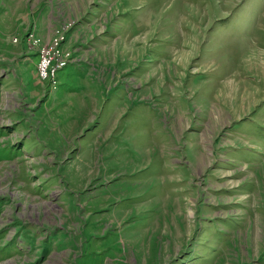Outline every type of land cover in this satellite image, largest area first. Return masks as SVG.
I'll return each mask as SVG.
<instances>
[{"label":"rangeland","instance_id":"1","mask_svg":"<svg viewBox=\"0 0 264 264\" xmlns=\"http://www.w3.org/2000/svg\"><path fill=\"white\" fill-rule=\"evenodd\" d=\"M0 264H264V0H0Z\"/></svg>","mask_w":264,"mask_h":264},{"label":"built area","instance_id":"2","mask_svg":"<svg viewBox=\"0 0 264 264\" xmlns=\"http://www.w3.org/2000/svg\"><path fill=\"white\" fill-rule=\"evenodd\" d=\"M75 23L72 21L66 29H71V26ZM65 29V30H66ZM50 32L49 36L51 38H55L53 44H43V46L39 49V61L37 63V71L41 78L49 80L50 89H56L58 80H57V71L58 69L66 66L71 63L75 59H69L63 56L61 51V40L66 38V33L61 31V28L51 29L48 27ZM55 34V35H54ZM54 35V36H53ZM16 39V38H15ZM42 39V35L37 31V27L35 24H32L30 28H28L27 40L32 43H39ZM47 42V41H46Z\"/></svg>","mask_w":264,"mask_h":264},{"label":"crops","instance_id":"3","mask_svg":"<svg viewBox=\"0 0 264 264\" xmlns=\"http://www.w3.org/2000/svg\"><path fill=\"white\" fill-rule=\"evenodd\" d=\"M27 13L28 12L25 13V16L27 15ZM38 17L39 18H38L37 21L28 22L26 27L28 28L32 24H35V26L37 27V31H39V33L41 35H43V37H48V35H49L48 26L50 24H56V23H59V22H61L63 20L62 17L60 16L59 12L55 13V12H53V9H51V11H48L47 13H44V10H42ZM72 31H73V27H71V30L68 33V38L71 35ZM91 43H93V42H91ZM66 44H67V42H66ZM17 54L18 55L14 54L13 59L14 58H18V56H21L24 60H27V61H29V59H30L31 62H34L33 63L34 64V68H35V70L37 72V63L39 61V59H38L39 55H38L37 49L28 48L27 50H22L21 52L18 51ZM33 54L36 55V56L33 57Z\"/></svg>","mask_w":264,"mask_h":264}]
</instances>
